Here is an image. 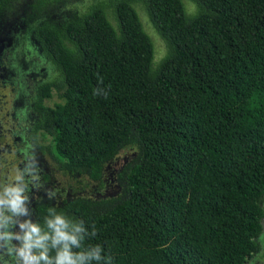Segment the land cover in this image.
Instances as JSON below:
<instances>
[{
  "label": "trees",
  "instance_id": "obj_1",
  "mask_svg": "<svg viewBox=\"0 0 264 264\" xmlns=\"http://www.w3.org/2000/svg\"><path fill=\"white\" fill-rule=\"evenodd\" d=\"M12 1L0 0V35ZM67 1L31 0L15 25L52 71L31 89L21 150L48 138L59 167L93 181L123 148L137 156L120 194L36 205L33 220L55 207L94 224L85 243L112 264H244L264 233V0H89L54 13Z\"/></svg>",
  "mask_w": 264,
  "mask_h": 264
},
{
  "label": "rangeland",
  "instance_id": "obj_2",
  "mask_svg": "<svg viewBox=\"0 0 264 264\" xmlns=\"http://www.w3.org/2000/svg\"><path fill=\"white\" fill-rule=\"evenodd\" d=\"M30 1H12L9 8L12 17H8L0 35V43L3 45L0 47V164L5 166L0 171H3L7 178L14 176L16 169L24 167L25 157L21 153V143L17 134L26 127L27 116L30 118L35 116L29 101L31 89L35 83L50 77L52 72L35 48L24 42L20 31L15 27L27 13L24 6ZM89 3V0L67 1L59 7L54 5V13L59 14L75 8L81 10ZM186 6L191 10L189 3H186ZM140 18L153 42L155 58L158 59L164 52L163 44L141 13ZM55 102L57 100L53 97L44 103L52 107ZM37 143L41 148L37 145L29 149L30 154L35 156L36 167L39 169V187L33 188L29 193L32 212L36 205L56 206L72 198L94 200L120 194L123 186L119 174L137 156L136 150L132 147L123 148L104 164L100 180L93 181L85 173L68 172L59 167L49 152L48 138L37 137ZM46 175L47 181L42 178ZM49 192L55 193L54 198L49 199ZM259 244L261 253L257 257L247 259L244 264H264V233L259 239Z\"/></svg>",
  "mask_w": 264,
  "mask_h": 264
},
{
  "label": "clouds",
  "instance_id": "obj_3",
  "mask_svg": "<svg viewBox=\"0 0 264 264\" xmlns=\"http://www.w3.org/2000/svg\"><path fill=\"white\" fill-rule=\"evenodd\" d=\"M24 152L22 169L7 178L0 171V264H112L99 244L86 240L97 236L83 220H75L55 207H49L40 220H33L29 193L39 187L35 156ZM5 166L0 164V169ZM55 193L49 192V199Z\"/></svg>",
  "mask_w": 264,
  "mask_h": 264
},
{
  "label": "flooded vegetation",
  "instance_id": "obj_4",
  "mask_svg": "<svg viewBox=\"0 0 264 264\" xmlns=\"http://www.w3.org/2000/svg\"><path fill=\"white\" fill-rule=\"evenodd\" d=\"M260 246H261V245H260ZM260 253H261V247H260L259 252L255 255V257H257Z\"/></svg>",
  "mask_w": 264,
  "mask_h": 264
}]
</instances>
